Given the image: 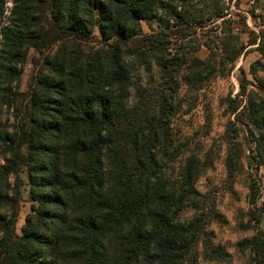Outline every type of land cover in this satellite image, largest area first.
Masks as SVG:
<instances>
[{"label": "rangeland", "instance_id": "374dc122", "mask_svg": "<svg viewBox=\"0 0 264 264\" xmlns=\"http://www.w3.org/2000/svg\"><path fill=\"white\" fill-rule=\"evenodd\" d=\"M2 1L0 29L10 22L13 7L12 0ZM223 3L230 28L220 19L219 27L204 20L178 36L170 32L173 28L157 27L158 21L154 18L141 21L140 25L146 34L161 31L159 37L171 64L172 81L173 77L178 81L177 86L165 88L166 94L177 89L169 102L167 124L168 142L178 150L177 156L166 162L165 178L179 182L187 159L197 163L190 181L196 195L180 203L177 219L185 223L193 217V220L200 219L206 242L225 252L223 259L208 260L202 256L201 238L190 241L195 263L264 264V169L257 163L253 138L260 133L246 117L248 97L262 96L258 87L264 82V53L257 50V45L263 43L264 50V0H223ZM39 10L41 15L48 16L45 6L41 5ZM142 38H132L127 46H122L125 61L133 64L124 87L112 81L123 106L133 102L137 83L155 88L160 82L153 65L146 69L134 55V61L126 56L128 50L147 46ZM206 42L216 55V72L209 66H200L209 52L203 45ZM79 44L84 56L96 52L102 59L110 52L97 28H93L88 40ZM58 46L59 42L40 50L28 47L22 62L14 65L10 75L4 74L0 67V221L4 223L0 226V264H21L23 258L27 264L31 260L44 264L45 249L49 251L48 264L53 259L56 264H86L88 235L85 230L89 222L98 228L92 229L96 241L94 264H128L126 251L132 227L109 218L104 201H89L76 187L69 175H81L87 159L73 158L74 149L55 136L53 144L62 147L58 160L62 173L55 176V191L61 200L49 206L48 214L41 216L34 211L37 204L30 198L27 141L35 135L31 119L44 117L34 98L48 93L38 80L54 76L50 61ZM46 60L49 62L45 63ZM4 61L0 33V66ZM187 72L197 74L198 78L191 75V82L186 83L181 76H187ZM233 152L235 168L230 172L226 159L228 153L233 157ZM104 170L107 177L102 192L117 193L121 182L108 160ZM5 196L7 203L3 202ZM26 228L38 235L40 243L24 241L22 235ZM54 231L53 246L47 247L43 238ZM252 239L257 242L255 249L250 245Z\"/></svg>", "mask_w": 264, "mask_h": 264}, {"label": "trees", "instance_id": "16d2710c", "mask_svg": "<svg viewBox=\"0 0 264 264\" xmlns=\"http://www.w3.org/2000/svg\"><path fill=\"white\" fill-rule=\"evenodd\" d=\"M12 3L10 22L0 29L5 59L0 67L4 74H12L14 65L22 62L28 47L40 50L59 42L50 61L54 76L38 80L48 93L34 98L44 117L31 119L35 135L27 141L30 198L37 204L34 211L41 216L48 214L49 206L61 200L55 191V176L62 173L58 167L62 147L53 144L55 136L74 149L73 158L87 159L81 175H69L76 187L89 201H104L109 218L132 227L126 251L128 264H196L189 242L200 238L203 258L223 259L225 252L206 242L200 219L193 220V217L189 223L177 219L180 203L196 195L190 181L197 163L187 159L179 182L165 178L166 162L173 160L178 151L168 142L167 124L169 102L177 89L166 94L165 88L177 86L178 81L176 77L172 81L171 64L159 37L161 31L146 34L140 25L141 21L154 18L158 21L157 27L173 28L170 32L178 36L204 20L219 27L220 19L230 28L223 0H12ZM2 4L0 0V16ZM41 5L49 10L47 17L41 15ZM93 28H97L110 50L105 58H99L96 52L84 56L79 44L90 38ZM139 36L146 40L147 46L128 50L126 56H131L133 61L135 56L146 69L153 65L160 82L155 88L137 83L133 102L123 106L112 81L124 87L133 64L125 61L122 46ZM203 45L209 52L200 66H209L216 72L218 62L214 50L207 42ZM257 50L263 55V43L257 45ZM191 75L198 78L189 72L181 79L189 83ZM258 90L262 94L259 99L254 94L248 97L246 117L260 133L253 138L257 163L264 169V82H260ZM105 160L113 165L121 182L117 193L102 192L107 177ZM226 166L230 172L234 170L235 152L233 157L228 153ZM3 202H8L7 196ZM88 225L86 264H94L96 241L92 229L98 228L94 222ZM0 226H4L3 220ZM24 231L22 237L26 243H40L35 232L27 228ZM54 236L55 231L43 238L47 247L53 246ZM252 244L255 249L254 239ZM48 252L45 249L44 264H48ZM20 263L27 264L24 258ZM50 264H56L55 259Z\"/></svg>", "mask_w": 264, "mask_h": 264}]
</instances>
